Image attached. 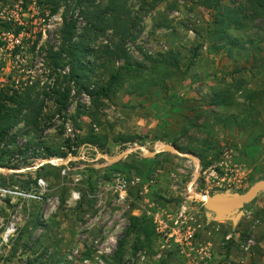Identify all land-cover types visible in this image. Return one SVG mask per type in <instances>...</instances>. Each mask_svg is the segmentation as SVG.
<instances>
[{
	"label": "rangeland",
	"instance_id": "1",
	"mask_svg": "<svg viewBox=\"0 0 264 264\" xmlns=\"http://www.w3.org/2000/svg\"><path fill=\"white\" fill-rule=\"evenodd\" d=\"M242 1L222 0L220 8ZM84 5L67 0L53 11L46 0H0V101L31 89L37 105L43 103L38 124L31 111L14 124L11 102L1 109L8 120L0 125L10 128L0 139V167L14 173H0V264H264L263 193L236 212L235 223L217 221L188 191L195 171L189 159L137 152L112 165L96 160L97 153L114 157L138 146L174 145L199 161L191 189L200 195L243 193L264 180V138L252 146L259 157L250 159L245 148L264 133V99L250 115L234 108L212 113L208 105L233 80L264 89V21L248 19L230 31L238 45L220 47L225 42L212 35L199 0H129L140 33L125 47L141 68L97 106L71 82L68 106L59 112L56 91L66 84L56 83L49 52L60 49L65 22L75 24V39L82 34ZM111 40L117 41L108 30L90 45L91 85L107 79L97 47ZM170 55L177 68L160 62ZM122 65L116 61L114 69ZM236 99L247 104L241 92ZM90 138H97L93 150L84 145ZM70 157L67 165L34 169ZM145 226L149 237L139 231Z\"/></svg>",
	"mask_w": 264,
	"mask_h": 264
},
{
	"label": "trees",
	"instance_id": "2",
	"mask_svg": "<svg viewBox=\"0 0 264 264\" xmlns=\"http://www.w3.org/2000/svg\"><path fill=\"white\" fill-rule=\"evenodd\" d=\"M62 1L67 0H46L51 9L55 11ZM80 4L85 3V10L83 11L84 18L86 20V28L82 34L75 39V24L73 22H65L61 31L62 44L57 52H49L51 61L54 67L53 74L56 75V83L61 81L66 84L64 91L58 89L57 101L59 105V112L66 109L68 106V98L70 94V83L73 82L75 86H79L78 91L84 92L89 96L92 104L97 106L100 104L101 99L107 98L112 93L114 87L122 81L128 72L140 69L141 65L133 64L131 56L127 53L126 43L128 41H134L137 39L140 29L137 28L140 24V16L133 15L128 6L129 0H75ZM222 0H199L200 5L208 12L211 18L212 35L219 42H225L220 47L230 45L236 47L238 41L230 38V31L241 30L245 22L250 20L264 21V0H243L237 5H227L220 8ZM5 30L8 26H3ZM111 30L114 38L117 41L111 40L109 45L103 47H97L103 54L105 60V72L107 73V79L104 83L90 84L91 72L88 68V64L85 61L87 55L95 52L93 47H90L98 36L104 34L106 31ZM116 61H122L123 65L117 70L114 69ZM161 63L170 64L172 67L177 68V59L170 55L168 59H162ZM66 67L69 68V73L61 74L60 71ZM104 72V74H105ZM238 71H235L237 73ZM244 81L241 79L233 80L229 85H226L219 91L215 92L211 97L208 105L212 108V113L215 109H238L243 114L250 115L255 110V104L257 99H264L263 90L247 89L243 86ZM62 91V92H61ZM241 92L244 102L247 104H240L237 102L236 94ZM4 101H0V114L1 109L4 107V102H11L17 106V113L11 115L9 118H13L14 124L19 119H24L28 112L31 111L34 123L38 124L40 119V113L43 108L37 105V99H32L31 89L27 90L25 94L18 97H6ZM260 102V101H259ZM242 107V108H241ZM246 108V110H245ZM22 115V116H21ZM232 115L231 117H233ZM8 120L7 115H0V122ZM234 121H238L237 116L234 117ZM10 128V127H9ZM9 128L1 127L0 125V139L6 135ZM186 132L183 133L185 135ZM264 138V133L258 136L252 137L250 142L245 145V148H250L257 145ZM97 138H90L84 142L86 147H97ZM70 153L74 150L69 148ZM44 165L38 168L36 171L41 170ZM27 184V183H25ZM24 184V185H25ZM26 188V185H25ZM138 219H133L132 229L135 230ZM141 233H146L149 237V227L145 226L139 230ZM122 243H120V248ZM117 255V253H116ZM119 255V254H118Z\"/></svg>",
	"mask_w": 264,
	"mask_h": 264
},
{
	"label": "water",
	"instance_id": "3",
	"mask_svg": "<svg viewBox=\"0 0 264 264\" xmlns=\"http://www.w3.org/2000/svg\"><path fill=\"white\" fill-rule=\"evenodd\" d=\"M137 152H142L145 158H154L160 153H170L183 158H187L190 161L194 162V177L188 187V191L200 197L203 209L207 213L214 215V219L217 221L233 220V222L235 223L236 219H238L235 216L236 212L243 209L245 205L251 203L258 196V194H264V180L255 182L243 193H215L209 196H204L194 192L191 188L196 183V180L199 176V161L195 156L191 154L181 153L174 145H158L152 151L148 150L144 146H138L122 151L114 157H108L105 154L97 153L96 160H104L107 165H112L119 162L121 159ZM71 159H74V157H70L68 159H51L42 161L38 165L34 166V169L37 170L45 164H50L53 166L67 165ZM25 170L26 169H22L18 172H23ZM0 173H14V170L10 168L0 167Z\"/></svg>",
	"mask_w": 264,
	"mask_h": 264
},
{
	"label": "built area",
	"instance_id": "4",
	"mask_svg": "<svg viewBox=\"0 0 264 264\" xmlns=\"http://www.w3.org/2000/svg\"><path fill=\"white\" fill-rule=\"evenodd\" d=\"M40 182L41 181H39V183ZM125 188H126V186H125L124 180L121 179L120 181H118L117 190L119 191L120 200H123L125 198V196H124V194H125ZM251 243H252V240H249L248 243L245 245L244 249L246 251H248V249L250 248Z\"/></svg>",
	"mask_w": 264,
	"mask_h": 264
},
{
	"label": "crops",
	"instance_id": "5",
	"mask_svg": "<svg viewBox=\"0 0 264 264\" xmlns=\"http://www.w3.org/2000/svg\"><path fill=\"white\" fill-rule=\"evenodd\" d=\"M166 4V1H164V2H161L159 5H158V7L156 8L157 10H158V13L157 14H159L160 13V10L162 11V10H164V5ZM254 149V147H251V148H249L248 149V156H249V158L250 159H253L254 157H259V154H260V152H258V151H255V150H253ZM258 152V153H257Z\"/></svg>",
	"mask_w": 264,
	"mask_h": 264
},
{
	"label": "bare ground",
	"instance_id": "6",
	"mask_svg": "<svg viewBox=\"0 0 264 264\" xmlns=\"http://www.w3.org/2000/svg\"><path fill=\"white\" fill-rule=\"evenodd\" d=\"M192 194V193H191ZM194 195V194H193ZM194 196H197V197H199L198 195H194ZM199 199H200V197H199Z\"/></svg>",
	"mask_w": 264,
	"mask_h": 264
}]
</instances>
